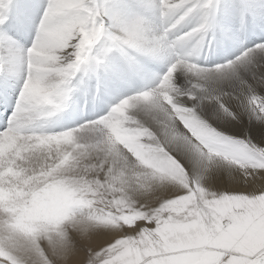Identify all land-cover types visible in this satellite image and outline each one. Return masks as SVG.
<instances>
[{"label": "snow or ice", "instance_id": "6c2138e0", "mask_svg": "<svg viewBox=\"0 0 264 264\" xmlns=\"http://www.w3.org/2000/svg\"><path fill=\"white\" fill-rule=\"evenodd\" d=\"M0 264H264V0H0Z\"/></svg>", "mask_w": 264, "mask_h": 264}]
</instances>
